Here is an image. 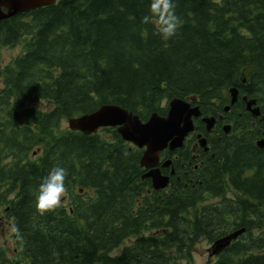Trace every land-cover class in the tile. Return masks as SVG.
Instances as JSON below:
<instances>
[{
	"label": "trees",
	"instance_id": "trees-1",
	"mask_svg": "<svg viewBox=\"0 0 264 264\" xmlns=\"http://www.w3.org/2000/svg\"><path fill=\"white\" fill-rule=\"evenodd\" d=\"M174 2L181 23L168 41L141 22L149 0H56L0 21V49L22 46L4 66L0 56V205L23 237L16 256L0 247V264H174L241 227L213 264H264V122L241 99L264 113V0ZM192 96L202 115L224 117L210 133L195 120L209 145L195 160L189 145L164 153L166 189L142 178V150L115 127H62L104 103L145 120ZM44 100L52 107L29 105ZM54 167L67 170L68 203L40 215L37 188Z\"/></svg>",
	"mask_w": 264,
	"mask_h": 264
},
{
	"label": "water",
	"instance_id": "water-1",
	"mask_svg": "<svg viewBox=\"0 0 264 264\" xmlns=\"http://www.w3.org/2000/svg\"><path fill=\"white\" fill-rule=\"evenodd\" d=\"M54 1L0 0V21L20 12L52 4ZM253 67V65H250L242 69L239 78L240 83L247 82L248 72ZM229 93L231 96L230 102L233 103L237 98V88H230ZM243 99L246 100V96ZM195 100V97H188V99L174 97L168 102L166 115L153 112L144 122L132 111L113 103L102 104L92 112L69 117L67 122L71 130H78L85 134L95 132L103 126H116V130L124 140L139 148H144L140 164L145 168L150 167V169L143 174V177H150L153 187L160 189L168 184V176L162 175L157 167L159 153L166 147L172 150L181 146L185 136L193 129V118L201 114L199 106L192 104ZM253 104H255V99L246 100L247 108L254 116H257L260 114V110L258 106L252 107ZM224 109L227 110L228 106H225ZM260 119L264 120V114ZM214 120L213 116L202 118L208 131L211 129ZM229 127V125H225V131H228ZM261 140L257 142V145H264V139ZM199 143L205 148V138H200ZM194 147L192 150H194ZM168 162L169 160L164 162L163 165L168 164ZM240 231H234L223 238L217 239L212 244V253H217Z\"/></svg>",
	"mask_w": 264,
	"mask_h": 264
},
{
	"label": "clouds",
	"instance_id": "clouds-1",
	"mask_svg": "<svg viewBox=\"0 0 264 264\" xmlns=\"http://www.w3.org/2000/svg\"><path fill=\"white\" fill-rule=\"evenodd\" d=\"M143 24H152L155 35L163 41H168L178 34L180 17L176 13L174 0H149L148 12L142 17ZM68 173L63 167H54L42 178L37 188L35 208L40 215L52 212L62 206V200L66 196L65 179ZM9 231L21 244L23 237L19 228L12 223Z\"/></svg>",
	"mask_w": 264,
	"mask_h": 264
},
{
	"label": "rangeland",
	"instance_id": "rangeland-1",
	"mask_svg": "<svg viewBox=\"0 0 264 264\" xmlns=\"http://www.w3.org/2000/svg\"><path fill=\"white\" fill-rule=\"evenodd\" d=\"M22 46L21 44H17L15 46H2L0 49L1 63L4 66L9 60H11L14 56L21 52ZM3 87L2 78L0 77V89ZM166 103L165 101L163 104ZM167 104V103H166ZM30 106H36L42 110H47L51 108V104L49 101H40L29 104ZM28 105V106H29ZM62 127L68 128L67 120L64 119L62 121ZM233 193H229L232 195ZM62 202L65 204L67 202L66 196L63 198ZM5 204L0 205V247L3 248L6 254L9 257L16 256V244L13 237V234L9 231V226L12 224L10 217L7 215V211L4 210ZM259 230L253 229V233H258ZM216 260V255H213L211 252V242L206 239H200L196 244V248L193 252V256L191 261H176L174 264H213Z\"/></svg>",
	"mask_w": 264,
	"mask_h": 264
},
{
	"label": "flooded vegetation",
	"instance_id": "flooded-vegetation-1",
	"mask_svg": "<svg viewBox=\"0 0 264 264\" xmlns=\"http://www.w3.org/2000/svg\"><path fill=\"white\" fill-rule=\"evenodd\" d=\"M242 97V96H241ZM238 100V99H237ZM236 100V101H237ZM218 116H221V118H219ZM217 117H218V119H220V120H222L223 119V114H221V113H219V114H217ZM226 122H224V123H222L220 126H221V128H222V126L225 124ZM190 137V136H189ZM189 137L186 139V141H189L190 139H189ZM196 137V136H195ZM197 141V138L196 139H194V140H192L191 141V147L194 145V143ZM200 146H198L197 148H196V150L199 148Z\"/></svg>",
	"mask_w": 264,
	"mask_h": 264
}]
</instances>
